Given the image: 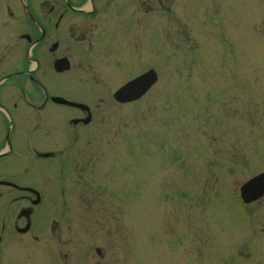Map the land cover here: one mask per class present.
<instances>
[{"label":"rangeland","instance_id":"obj_1","mask_svg":"<svg viewBox=\"0 0 264 264\" xmlns=\"http://www.w3.org/2000/svg\"><path fill=\"white\" fill-rule=\"evenodd\" d=\"M197 1L180 15L178 31L165 28L180 40H163V29L155 33L162 36L159 42L146 39L148 51L140 70L152 67L157 72L151 89L132 104L100 107L101 123L89 125L75 149L80 159L92 154L88 180L92 174L104 187L100 198L112 203L115 211L114 232L108 237L112 246L104 244L102 231L94 233L99 237L93 241L106 248L102 261L128 264L132 256L136 264L138 253L145 264H152L154 247L170 245L174 230L175 237L181 229L185 234L191 216L198 218L196 226L210 214L208 218L216 219L210 224L212 234L231 233L235 218L227 216L235 209L240 212L237 187L264 168V23L252 21L264 17V1ZM193 10L194 16L189 13ZM130 71L131 67H117L108 85L114 90L138 73ZM228 72L235 77L229 78ZM60 92L87 96L68 84ZM220 202L226 204L222 213L227 216L216 218L218 210L211 212ZM118 230H129V247H137L130 250V258L119 256ZM74 240L78 243L68 246L67 264H91V235ZM222 248L211 241L206 252L219 260ZM157 260L172 264L166 253L160 252Z\"/></svg>","mask_w":264,"mask_h":264},{"label":"flooded vegetation","instance_id":"obj_2","mask_svg":"<svg viewBox=\"0 0 264 264\" xmlns=\"http://www.w3.org/2000/svg\"><path fill=\"white\" fill-rule=\"evenodd\" d=\"M163 1L167 8L168 0H28V15L21 2L20 13L16 15L13 6L4 7L5 16L0 15V136H19L22 123L31 122L33 124H28L33 125L30 130L42 133V141L38 140L34 152L48 151L49 156L30 157L24 168L12 158L9 162L7 158L3 160L0 153V181L30 187L43 184L45 189L40 191V199L45 202L46 211L44 225L33 219V211L29 230L19 233L17 228L23 227L25 220L17 218L16 214L19 207L29 205L33 194L0 182V264H12L16 255L12 251L14 243L27 247L38 239L30 234L33 227L43 226L47 248L51 233L60 246L64 242L65 228L69 229L70 224L79 231L82 226L79 200L66 198L62 191L59 192L57 200L51 199L55 210L51 218L48 200L51 188L55 190L63 186L61 181H55L61 177L55 159L69 151L65 148L68 141L80 140L78 127L84 113L75 107L55 104L50 96L63 95L60 92L62 78L79 84L87 83L89 78L93 81V85L89 84L92 90L98 77L106 72L107 63L112 66L121 59L129 66L130 57L144 56L145 15L151 11L160 13ZM57 62H63L67 69L57 72ZM32 63L33 67L30 66ZM135 66L139 63L133 62L132 67ZM32 73L46 83L47 95L33 86L30 81L31 77L34 79ZM50 79L57 84H51ZM65 97L81 99L72 94ZM39 116L42 123H39ZM9 123L13 132L8 134ZM35 170L42 175L41 178L33 175ZM26 178L32 181H24ZM18 201L22 203L18 205ZM27 234L28 237L20 238ZM245 243L254 244L250 240ZM242 248L247 256L248 245Z\"/></svg>","mask_w":264,"mask_h":264},{"label":"water","instance_id":"obj_3","mask_svg":"<svg viewBox=\"0 0 264 264\" xmlns=\"http://www.w3.org/2000/svg\"><path fill=\"white\" fill-rule=\"evenodd\" d=\"M155 80V74L153 71H148L142 76L134 79L130 83H128L126 86H124L115 96L120 101H128L133 100L140 95H142L147 88L153 83ZM259 176L251 180L249 183L243 186L242 190L245 188H250L251 185L256 182V180H259ZM243 196L246 198L245 192L243 193Z\"/></svg>","mask_w":264,"mask_h":264}]
</instances>
